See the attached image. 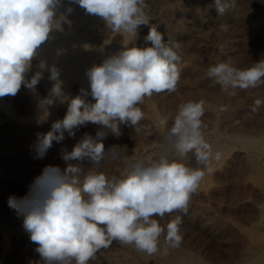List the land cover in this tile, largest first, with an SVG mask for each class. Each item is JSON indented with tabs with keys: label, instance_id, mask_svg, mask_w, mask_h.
<instances>
[{
	"label": "clouds",
	"instance_id": "clouds-1",
	"mask_svg": "<svg viewBox=\"0 0 264 264\" xmlns=\"http://www.w3.org/2000/svg\"><path fill=\"white\" fill-rule=\"evenodd\" d=\"M71 3L100 17L113 33L128 34L133 40L87 71L90 92L81 89V95L66 96L58 69L55 66L49 69V79L55 83L41 103L47 113L59 100L67 103V111L63 119L52 123L47 133L37 134L36 159L44 158L54 141H63L65 133L74 137L88 123L109 129L116 137L122 134L120 124L139 131L140 121L145 118L139 105L154 95L177 92L181 79L182 43L165 40L157 26L151 25L144 38L150 46L128 47L137 37L139 27L150 24L147 0H71ZM235 3L236 0H214L212 7L223 16ZM61 4L62 0H0V97L15 96L22 85L35 89L42 79V72L35 73L30 80L26 74L40 46L66 19L63 14L56 15ZM219 28L228 31L227 24ZM41 67L45 65L42 63ZM207 76L222 91L234 96L237 88L264 85V60L245 68L222 61L210 66ZM88 95L94 102L85 100ZM262 105L264 100L256 99L251 113H257ZM204 112L202 100L180 104L164 135L165 148L159 158L138 161L119 176L109 177L95 167L85 173L80 163H70L87 160L99 166L109 157L120 158L117 151L120 147L105 149V131H97L95 137L85 133L71 152L62 153L66 162L63 170L45 166L25 196H10L8 206L23 217V227L37 245L35 250L43 264H89L114 241L149 256L160 251L161 236L169 248H179L183 242L182 216H175L166 225H161L157 217L163 220L174 212L187 215L192 196L206 173L213 170L212 162L222 158V153L214 151L206 139ZM147 134H151V129H147ZM189 153L195 157V167L185 163Z\"/></svg>",
	"mask_w": 264,
	"mask_h": 264
},
{
	"label": "bare ground",
	"instance_id": "bare-ground-1",
	"mask_svg": "<svg viewBox=\"0 0 264 264\" xmlns=\"http://www.w3.org/2000/svg\"><path fill=\"white\" fill-rule=\"evenodd\" d=\"M186 1L191 2L190 5L188 4V6L190 7L186 6L185 4ZM249 1L251 2V0ZM62 4L57 9V12H56L57 17L60 16L61 14L66 16L68 13H72L73 10L71 12L67 11L69 7L74 9V7L70 6L68 2H67V5L66 4L62 5ZM213 4H214V0H175L174 4H167L165 7H162L163 9L162 8L160 9V12L171 15L170 20H169L170 24L165 25V23L162 22L165 26H162V27L159 26V28L161 27L160 32L163 35H168V36L170 35L174 36V34L181 35V37L187 36L188 40H186L184 45H182V50H183L182 62L179 65V67L181 68V79L178 84L177 92L172 93V94H167V93L158 94V95H154L151 98H146L144 103L142 105H139L142 111L145 113V118L142 121H140L139 126H141L142 129L146 128L144 129V131H147V129H151L152 131L151 133H153L156 138L160 140H164V135L166 133V130L170 128L171 124L174 122V118L177 115L179 105L182 103H185L184 102L185 98H187L188 96H191V94H194L197 96V101L195 100L196 98H194V100L196 102H199L201 100L204 101L205 111L211 114V118L209 119L207 123L208 129L206 128L208 131L214 132L218 130V127L221 123V119L222 121L224 120L223 117L225 118V121L230 126L238 125L237 127L240 126L243 128L241 132L236 134L237 137H235L240 143V147H241L240 153L239 152L237 153L236 151L235 153V155L237 154L236 156H234V154H233L234 157L232 156V154L230 156V153L233 149V148L231 149V147L226 148L220 144H211L214 151H219L222 153V158L218 162L217 161L212 162L213 170L210 173H206L204 179L202 180L199 186L197 193L192 196V199L189 204V210L186 216L193 219L196 224H199L201 227H204L206 230L213 233L216 236V238L218 237L220 238V236L222 238L225 236V234H229V236H231V239H234L233 237L237 236V234H238V237L242 238L241 240L243 244L241 245V248H242L241 252L238 249H236L240 252V255L238 254L239 257L236 260H234V262L230 261L232 264H264V159H260L259 156L257 155L258 150H264V105L260 107L257 113H251L250 111H249L250 113L246 112L249 108L252 107L256 99L262 100V93L264 92L263 91L264 85L257 87V88H248V89L237 88L234 90L236 93L234 96L229 95L228 93L221 90V86L219 84L215 83L212 78H209L207 76V70L210 66L207 67L206 63H205L206 67L203 66L201 62L202 63L204 62L200 61L201 57L198 55L199 51L210 48L211 46L210 41L211 39L215 38V35L217 32H218L217 38L214 41L215 43L213 42L212 47L216 48L219 51V53L222 52L225 55L226 54L229 55V53H233L234 50H236L240 41H243V40L245 41L244 39L245 36H241V34L243 35V31L241 30H244V32L245 31L249 32L250 35H254L255 37L259 35L261 32H263L262 30L264 29V22L262 21V18L264 16V12H263L264 9H260L258 7H254V8L251 7L252 9L250 10L249 8H247V6L243 2H241V0H236V3H235L236 9L231 8L223 16H220L217 10L214 7H212ZM154 6L156 7V6H161V5H154ZM175 6L177 7L176 9L177 12H174ZM259 7H261V5ZM78 8L81 11L84 10L80 6ZM75 11H74L75 15L78 14ZM156 11L158 10H155V14H156ZM86 15L92 18H95V17L98 18V16H95V15H91L87 13ZM158 15H160V18H161L162 14H158ZM158 15L150 16L151 21L149 25L140 26V28L138 29L137 37L134 39L132 43L128 45V47L133 46V44L137 47L150 46V42H146L144 38L148 34L149 27L152 25L151 23L160 21L158 18ZM163 19H165V17ZM67 20L65 19V21ZM221 24H227L228 31L226 32L221 31L219 28ZM71 27L73 28V25ZM71 27L69 25V28ZM106 28L107 27L105 26V29ZM159 28H157V30ZM87 30L85 29L84 32L89 33ZM212 30H216L214 31L215 33ZM70 33L71 31L69 32V34ZM87 33H85V35ZM61 34L63 36V33ZM79 34L80 35H76V36L73 35L72 37H70L71 38L70 41H67L64 39H59V40L56 39L58 37H56V35L52 31L50 33L49 39L46 42H44L38 49L37 55L32 60L31 68L26 75L32 76L37 72H42L43 74H45L46 83L43 86L44 92L39 91L41 89H37V88L28 89L23 85L21 86L23 90L22 91L23 94L27 95L26 98H27L28 105H26L27 115H25L27 117H19L18 119L7 122L5 120V117L8 116L6 114V110L7 109L9 110L10 104H8L5 101V99L3 100V97H0V145H8L9 143L14 144V148L5 147V148L0 149V164L6 167V171H7V172L4 171V174L2 175V179L0 180V186L2 183H4V181L8 177L12 178L13 175H17L19 173V172H14L15 170L12 171L14 168L11 170L9 166L14 161V159L15 160L17 159L18 161V159L23 158L28 164V167H27L28 172L26 169L24 170L27 172L26 173L27 178H25L27 179L25 186L27 190L29 191L30 185L35 180V178L38 177L37 174H39V172H41L45 168V166H48V165L56 166L58 163H60L62 167L61 170H63L66 167V162L62 159V153L64 151H68L71 146H74L76 143H78L83 138L84 133L80 132V129L89 127L93 129H100L103 131L109 130V129H103L102 126L100 125L88 123L86 126L80 127L79 130L76 131V135L74 137H69L68 134L65 133V139L63 141H61L60 143H56L54 141L52 147L48 150L44 158L42 159L34 158L35 157L34 145L37 141V134L47 133L51 129L52 123L55 122L54 120L57 119L56 114L54 115L56 116L54 120H51L50 118V116H52L54 113V109L55 108L60 109L63 116H65L66 111H67V103H62L59 100H56L55 104L47 109V113H48L47 114L43 103H41L45 97L49 96L50 90L53 84L55 83L54 81H51L49 79V76H50L49 69L52 66H55L58 69L59 74H60L59 80L62 81L63 92L66 96L75 97L77 95H81V89H85L90 92V85H89V79L87 76V71L95 65L102 64L104 60H106L107 58H110L111 56L116 55L119 51L123 49L124 44H127L129 41L133 40V37H131L128 34L113 33L111 30L108 33L109 38L106 40H102L100 43H99V40H98V43H95L96 41L95 42L89 41L88 38H86L85 35L82 34V32H79ZM114 34L115 36L118 35L119 37L122 38V44L120 46H115L109 41L110 37ZM249 39H251L250 36H249ZM258 40L259 39H257L256 42ZM248 41L246 45H248ZM249 42L252 44L251 41ZM246 45H242V46H246ZM250 48H254V47H250ZM262 49H264V46L262 47ZM249 50H252V49H249ZM244 51H241L240 49V52H244ZM252 51H254V49ZM255 52H253V54ZM219 53H218L217 59L216 58L214 59V64L212 62L213 65L223 61V59L222 60L219 59ZM205 55L206 53L204 54V57ZM242 55L243 53L241 54V56ZM256 55L255 57H257ZM220 56L223 57L224 55L223 56L220 55ZM230 56L232 55H229L228 59ZM236 59H234L235 62L237 61ZM259 59L264 60V52H262V55ZM230 60H233V59H230ZM42 63L45 65V67L43 68L41 67ZM241 63H244V62H241ZM233 65L238 67L237 63L233 62ZM246 66L244 65V67ZM206 81L207 83L209 82L210 84L209 85L210 88H208L209 90H204L202 88V85L204 84V82L206 83ZM84 98L87 102H94L90 95ZM159 100H161L162 103L170 102L171 104L169 103V106L170 105L173 106V103L175 102V105H176L175 108L172 107L170 109V110H173L174 108L173 112L169 113L170 110L167 111L168 113L161 112L156 106V102ZM221 107H225L226 110L221 111L220 110ZM247 107L249 108L245 110ZM38 115L40 116L39 118L36 117ZM162 120L166 121V124L162 125L161 124ZM121 125L127 126L128 132L127 131L123 132V134H127V135L123 136L125 137L124 140L122 141V143H119V144H122L120 148L117 149V151L120 154L119 159L113 160L111 159V157H109L108 159L102 161L99 166H93L92 163L87 160L83 162L71 161L70 163H73V164L80 163V166L85 173L89 169L95 167L96 171L104 172L106 175L111 177V176H119L121 171H123L125 168L130 167L133 163H136L138 161L147 162L150 159L159 158L162 152L157 153V150H156L157 154L152 155L151 157H147L148 156L147 154L146 156L147 158L143 159L142 157V159H137L139 157L138 156L136 158L135 156V153H137L136 152L137 147L138 145L143 143L145 138L143 137L144 139L142 140V136H140L141 130L137 131L132 126H129L126 124H121ZM127 127H124V128L127 129ZM144 131L143 133H141V135L147 133ZM192 159L194 160L195 157L192 153H189L188 157L185 159V163H189ZM55 161L58 162L56 163V165H55ZM190 164H192L193 167L196 166L195 161L192 163L190 162ZM234 173H236L235 176L237 174L242 175V179L244 183L247 184L249 187V188H246L244 186V188L248 189V191H245V192H248V195H242L241 193H243L244 191L241 193L237 191V193L239 192V194H236L235 192V195H232V198L230 200L228 197H231V196H228L227 194L229 193V191L231 192L229 194H232V192L235 191V189L237 188L238 183L240 185V181L237 182L236 179H233V181L225 182V180L227 179L228 175L230 176ZM20 175H23V174H20ZM230 178H228V180ZM240 186L238 187L239 190L241 188ZM240 195H242L243 197H240ZM254 197L256 199H254ZM247 204H250V205L253 204V207H255V210H256L255 216H253V218H251L250 221L248 219V221L250 222L249 224L248 223L242 224V225L238 224L237 221H235L233 218L228 216L229 214L227 216L223 214L222 210L224 209L228 211V210H232V208L235 209L241 206L244 208V205H247ZM175 216H176V212L170 215H166L163 220H160L159 217H157V219L161 225H166V223L174 219ZM182 228L184 227L182 226ZM3 229L2 231H4ZM2 231H0V264H9V263L10 264H43L40 256L36 254L35 256L29 255V253L27 252V248L29 247L28 246L29 243L27 242L30 241L29 239L30 236L26 231L25 232L23 231L24 233L21 236L20 235L17 236L18 235L17 233H20V232H17L16 233L17 235L12 236V239L10 238L8 234L10 233V231L7 234ZM181 233H182V229H181ZM197 233L199 234V232ZM234 233H237V234L233 236ZM197 238L198 237H196V239ZM19 239H20L21 244H19V246L16 247L15 245H13L14 243L13 241L19 240ZM237 240H239V238ZM183 241H184V237H183ZM226 243H229V242H226ZM233 243L236 245L235 240ZM15 244L17 243L15 242ZM189 244H184L182 242L179 248H175V249L169 248L167 244L164 242V237L161 236L160 251L155 255L149 256L145 253L138 252L133 246H122L118 242L114 241L113 244L109 248L102 249L100 252H98L95 259H99V260L101 259V260L110 261V262H114V261L120 262L121 260L125 258H129L133 256L134 258H136L139 264H143V262H149V264L150 263L151 264H203L202 259L194 253V251L190 248ZM234 244H233V247L235 246ZM221 246H224V245H221ZM227 247L228 246H226V248ZM234 248L232 249L234 250ZM14 250H16V252ZM234 251L232 253H234Z\"/></svg>",
	"mask_w": 264,
	"mask_h": 264
},
{
	"label": "rangeland",
	"instance_id": "rangeland-1",
	"mask_svg": "<svg viewBox=\"0 0 264 264\" xmlns=\"http://www.w3.org/2000/svg\"><path fill=\"white\" fill-rule=\"evenodd\" d=\"M157 1V2H156ZM249 0H244V1H242L241 0V2H243L246 6H247V8H249L250 10L252 9V8H254V7H258V8H260V9H264V0H251V2L249 1ZM261 1H263V2H261ZM67 2H68V4L70 5V6H72V7H74V9H72L73 11H72V13H68L65 17H66V20L67 21H62L61 22V24L62 25H60V27L58 28V29H54L53 30V32H54V34L56 35V37H58V38H56V39H64V40H67V41H70V37H72L73 35L74 36H76V35H80L79 34V32H82V34H84L85 35V33H87V32H84V30L86 29H88L87 31L90 33V35H89V33H87L86 35H85V37L86 38H88V40L89 41H91V42H95V43H98V40H99V43L102 41V40H106V39H108L109 37H108V33H109V31H110V29H109V31H108V28H106L105 29V24L103 23L104 21L101 19L100 20V17H95V18H92V17H90V16H87L86 15V13H85V11L84 10H80L78 7H79V5H77V4H74V3H71V0L70 1H68V0H62V3L65 5H67ZM149 2H150V4H149ZM164 3V4H163ZM175 3V0H147V4H148V15L149 16H153V15H158V14H162V16H161V18H160V15H158V18H159V22H152L151 24L152 25H155V26H157V28H159V26H165V25H168V24H170V17H171V15L170 14H166V13H162V12H160V9L162 8V7H165L167 4H174ZM249 3H251V4H249ZM258 3V4H257ZM62 4V5H63ZM185 4H186V6H188V4L190 5L191 4V2L190 1H186L185 2ZM253 4V5H252ZM76 5V6H75ZM154 5H161V6H154ZM256 5V6H255ZM258 5V6H257ZM261 5V7H259ZM242 6H244V5H242ZM188 7H190V6H188ZM252 7V8H251ZM157 8V9H156ZM163 9V8H162ZM176 9H177V7L175 6V11L174 12H177L176 11ZM232 9H236L235 7L234 8H232ZM76 10V11H75ZM155 10H158V11H156V14H155ZM74 11L76 12V13H78V14H76L75 15V13H74ZM78 11V12H77ZM80 11V12H79ZM151 11V12H150ZM264 12V11H263ZM81 13V14H80ZM151 13V14H150ZM152 13H154V14H152ZM72 14V15H71ZM69 15V16H68ZM167 15V16H166ZM67 16H68V18H67ZM82 16H83V18H85V16H86V18L85 19H83L82 18ZM81 17V18H80ZM88 17V18H87ZM165 17V19H163ZM71 18V19H70ZM169 18V19H168ZM77 19V20H76ZM80 19H81V21H80ZM166 19H168V20H166ZM70 20V21H69ZM74 20V21H73ZM84 20V21H83ZM85 20H87V21H85ZM95 20V21H94ZM163 20V21H162ZM166 22H165V21ZM78 21V22H77ZM169 21V22H168ZM262 21L264 22V16H263V18H262ZM66 22V23H65ZM73 22H75V23H73ZM82 22V23H81ZM95 22H97V23H95ZM165 23V25L163 24V23ZM91 23H93V24H91ZM163 25H162V24ZM66 24V25H65ZM68 24V25H67ZM89 24H90V26H89ZM95 24V25H94ZM100 24V25H99ZM69 25H70V27L73 25V28H74V30H73V28L71 27V28H69ZM74 25H76V26H74ZM88 25V26H87ZM92 25V26H91ZM105 25V26H104ZM67 28H66V27ZM87 26V27H86ZM160 27V28H161ZM66 28V29H65ZM76 28V29H75ZM81 28V29H80ZM83 28H85V29H83ZM140 28V27H139ZM160 28L158 29V31H160ZM63 29V30H62ZM70 29V30H69ZM78 29V30H77ZM104 29H105V31H104ZM69 30V31H68ZM73 30V31H72ZM67 31H68V33H67ZM71 31V33L69 34V32ZM92 31V32H91ZM213 32L214 31H216V30H212ZM241 31H243V35L241 34V36H245L244 37V39H245V41L243 40V41H240V43L238 44V46H237V48H236V50H234V52H235V54H234V52L233 53H229V55H232V56H230L229 57V59H228V56L229 55H225L224 53H219V51L216 49V48H214V47H212V45H213V42L216 40V38H217V33H216V35H215V38L214 39H211V41H210V48H208V49H205V50H202V51H199V56L201 57L200 58V61H203L204 63H202L201 62V64H203V66H205L206 64V66L207 67H209V66H211V65H213L214 64V59L216 58L217 59V57H218V53H219V59H223V61H225V60H227V61H229V62H231L232 64H233V62L234 63H237L238 65V67H240V68H245L244 67V65L246 66V64H247V66L246 67H248V66H250L252 63H254V61L255 62H258V61H260L261 59H259L260 57H261V55H262V52H264V49H262V47L264 46V29L262 30L263 32H261L259 35H257L256 37L254 36V35H250V33L249 32H244V30H241ZM57 32V33H56ZM61 33H63V36H62V34ZM93 33V34H92ZM215 33V32H214ZM247 33V34H246ZM66 34V35H65ZM69 36H68V35ZM59 35V36H58ZM177 35V36H176ZM97 36V37H96ZM117 36V37H116ZM115 36V34L114 35H112L111 37H110V39H109V41L112 43V44H114L115 46H120L121 44H122V38L121 37H119L118 35H116ZM166 36V37H165ZM167 36L168 35H164V39H172L173 37V40H178V41H180L181 43H182V45H184V43L186 42V40H188L187 39V36H182L181 37V35H178V34H174V36L173 35H170V36H168V38H167ZM248 36V37H247ZM249 36H250V38L251 39H249ZM66 37V38H65ZM69 39H68V38ZM90 37V38H89ZM101 37V38H100ZM116 37V38H115ZM180 37V38H179ZM260 37V38H259ZM263 37V38H262ZM100 38V39H99ZM113 38H115V39H117V40H115V39H113ZM255 38V39H254ZM257 39H259L257 42H256V40ZM251 41L252 42V44L249 42V41ZM253 40V41H252ZM116 41H117V43H116ZM247 41H248V45H246V43H247ZM262 41V42H261ZM115 42V43H114ZM253 42H254V44H253ZM256 42V43H255ZM215 43V42H214ZM244 43V44H243ZM251 45H250V44ZM242 45H246V46H242ZM256 45V46H255ZM242 46V47H241ZM262 46V47H261ZM240 47V48H239ZM245 47V48H244ZM250 47H254V48H250ZM258 47H260V48H258ZM212 48V49H211ZM255 48H257V49H255ZM216 49V50H215ZM240 49H241V51H244V52H240ZM244 49V50H243ZM247 49V50H246ZM249 49H254V51H252V50H249ZM261 49V50H260ZM214 50V51H213ZM257 50H258V52H257ZM263 50V51H262ZM208 51V52H207ZM212 51V52H211ZM216 51V52H215ZM237 51H239V52H237ZM257 53H256V52ZM196 52H197V50H196ZM202 53V55H201V53ZM218 52V53H217ZM253 52H255L254 54H253ZM206 53V55H205V57H204V54ZM210 53V54H209ZM213 53H214V55H213ZM239 53V54H238ZM243 53V55L241 56V54ZM249 54V55H247V54ZM238 54V55H237ZM246 56H245V55ZM220 55H224L223 57H221ZM255 55L257 56V57H255ZM213 56H215V57H213ZM225 56H227V57H225ZM239 57V58H238ZM247 57V58H246ZM206 58V59H205ZM226 58V59H225ZM236 58H238V59H236ZM243 58H244V60H243ZM246 58V59H245ZM254 58V59H253ZM230 59H233V60H230ZM234 59H236L237 61L235 62V60ZM248 59H249V61H248ZM255 59H257V60H255ZM213 60V61H212ZM243 60V61H242ZM239 61H240V63H239ZM253 61V62H252ZM212 62H213V64H212ZM241 62H244V63H241ZM252 62V63H251ZM206 63V64H205ZM209 64V65H208ZM243 64V65H242ZM205 66V67H206ZM243 66V67H242ZM43 74V73H42ZM32 75V74H31ZM33 76V75H32ZM32 76H30V75H26V77H28V78H26V79H31V77ZM43 79H41L39 82L41 83H38L37 84V86L35 87V88H37V89H41V90H39V91H43L44 92V84L46 83L45 82V80H46V78H45V74H43V77H42ZM45 78V79H44ZM29 79V80H30ZM209 82L207 83V81H206V83L204 82V84L202 85V88L204 89V90H209L208 88H210L209 87ZM41 87V88H40ZM23 90H22V88L19 90V92L15 95V96H6V97H3V100L5 99V101L8 103V104H10L9 106H10V108H9V110L7 111L6 110V114L8 115V116H6L5 117V120L7 121V122H9V121H12V120H15V119H18L19 117H27V116H25V115H27V108H26V105H28V103H27V98H26V96L27 95H25V94H23V92H22ZM263 91H264V88H263ZM20 93V94H19ZM24 95V96H23ZM194 94H191V96H188L187 98H185V101L184 102H187V101H197V96L196 95H194ZM264 92L262 93V100H264ZM193 96V97H192ZM22 97V98H21ZM189 97H190V99H192V100H190L189 99ZM21 98V99H20ZM194 98H196L195 100H194ZM188 99V100H187ZM172 102V101H171ZM16 103V104H15ZM170 103V102H169ZM169 103H167V102H165V103H162V101L161 100H159V101H157L156 102V106H157V108L161 111V112H163V113H168L167 111L168 110H170L172 107H174L175 108V102L173 103V106L172 105H170L169 106ZM166 104V105H165ZM171 104V103H170ZM25 106V107H24ZM168 106V107H167ZM18 107V108H17ZM21 107V108H20ZM167 107V108H166ZM13 108V109H12ZM174 108H173V110H174ZM249 107H247L245 110H247ZM162 109V110H161ZM16 110V111H15ZM173 110H170L169 111V113L170 112H173ZM251 112V108H249L246 112L248 113V112ZM56 112V113H55ZM249 112V113H250ZM11 113V114H10ZM9 114H10V116H9ZM57 115V119H55V117L56 116H54V115ZM62 115V116H61ZM210 116V117H209ZM10 119H8V118ZM36 117H40L39 115L38 116H36ZM63 114L61 113V111H60V109H58V108H55L54 109V113H53V115L52 116H50V118H51V120H54V121H57V120H60V119H63ZM7 118V119H6ZM12 118V119H11ZM34 118V117H33ZM211 118V114L209 113V112H207V111H205L204 112V116L202 117V119H203V121H204V123H205V125L207 126V123H208V121H209V119ZM223 121H222V119H221V123H220V125H219V127H218V130H216V131H208L207 129H208V126L206 127L207 129H206V139L208 140V142H211L210 144H220V145H222V146H224V147H226V148H228V147H231V149H232V151L234 152H232L231 151V153H230V156H231V154H232V156H233V154H234V156H236L235 155V153H236V151H237V153L239 152L240 153V149H241V147H240V143L238 142V140L235 138V137H237V135L236 134H238L239 132H241L242 130H243V128L242 127H237V126H230L226 121H225V118L223 117ZM172 125V124H171ZM124 127H127V126H124V125H121L120 124V126H119V128H120V130L122 129V131H121V135L119 136V137H116L112 132H111V130H106L105 132L107 133V135H106V138L104 139V141H103V143H104V145H105V149L107 150L108 148H110L111 146H118V147H120L122 144H119V143H122V141L124 140V138L125 137H123V136H125V135H127V134H123V132H128V127H127V129H125ZM140 127V130H141V132H140V136H142V140L144 139V141H143V143L142 144H140V145H138V147H137V150H136V152L137 153H135V156H136V158L137 159H142V157H143V159L144 158H147V157H151L152 155H155V154H157V153H159V152H163V150H164V148H165V145H164V140H160V139H158V138H156L155 136H154V134L153 133H151L150 135L149 134H147V133H145V134H142L141 135V133H143V131H144V129H146V128H143L142 129V127L141 126H139ZM225 129V130H224ZM88 130V131H87ZM96 130H98V131H100V129H93V128H89V127H85V128H83V129H80V132H82V133H88V134H90V135H92L93 137H95L96 136V133H97V131ZM235 131V132H234ZM144 132H147V131H144ZM152 132V131H151ZM153 134V135H152ZM111 135H113V136H111ZM143 135H145V136H143ZM218 135V136H217ZM234 137H233V136ZM144 137V138H143ZM147 137V138H146ZM150 137V138H149ZM154 137V138H153ZM222 137V138H221ZM152 138V139H151ZM217 138V139H216ZM219 139V140H218ZM156 140V141H155ZM117 141V142H116ZM119 141V142H118ZM213 141H215V142H213ZM116 142V143H115ZM238 142V143H237ZM12 144V143H11ZM10 143L8 144V145H0V149H2V148H5V147H10V148H14V144H12L11 145ZM111 144V145H110ZM235 144V145H234ZM142 145V146H141ZM150 145V146H149ZM148 146V147H147ZM73 147L74 146H71L70 147V149L67 151V152H71L72 151V149H73ZM240 147V148H239ZM139 148V149H138ZM144 148V149H143ZM160 149V150H159ZM163 149V150H162ZM149 150V151H148ZM155 150V151H154ZM156 150H157V153H156ZM151 152H153V153H151ZM257 155L259 156V158L260 159H264V150H258L257 151ZM259 153H261V154H259ZM147 154H148V156H147ZM151 154V155H150ZM147 156V157H146ZM233 156V157H234ZM195 161V159L193 160H191L190 162L192 163V162H194ZM15 164H14V163ZM11 164H10V166H9V168L12 170L13 168V170L12 171H14V172H19L17 175H13V177L12 178H10V177H8V178H10V179H6L5 181H4V183H2L1 184V186H0V231H2V229L4 230V231H2V232H5L6 234L10 231V233H8L9 234V236H10V238L12 239V236H14V235H17V236H21L24 232H25V230H24V228H23V217H21V216H18L17 214H16V212H15V210H13V209H10L9 208V206H8V199H9V197L10 196H16L17 198H21V197H23V196H25L26 195V193H28V190H27V188H26V186H25V184H26V180L27 179H25V178H27V175H26V173L28 172V169H27V167H28V164L26 163V161H25V159H18V161H17V159L15 160L14 159V161H13ZM22 162V163H21ZM190 162L189 163H187V164H189L190 166H192V164H190ZM56 163H58L57 161H55V165H56ZM134 164V163H133ZM1 166H0V180L2 179V175L4 174V171L5 172H7L6 171V167H4V166H2V164H0ZM56 166H58V167H60V168H62L61 167V164L60 163H58ZM17 167H19V168H17ZM17 169H19V170H17ZM24 169H26L27 170V172L24 170ZM21 171H22V173H21ZM236 172V171H235ZM42 173V171L41 172H39V174H37V176H40V174ZM20 174H23V175H20ZM235 174L236 173H234V174H232V175H228V177H227V179L225 180V182H230V181H233V179H236L237 180V182H239L240 181V185H239V183H238V185H237V188L235 189V191H233L232 192V194H229V193H231L230 191H229V193L227 194L228 196H231V197H228L230 200H231V198H232V195H235V192H236V194H239V192L241 193V192H245V191H248V189H246V188H249L248 187V185L247 184H245L244 183V181H243V179H242V175L240 174H237L236 176H235ZM26 175V176H25ZM240 176V178H239V176ZM21 176H23V177H21ZM20 177V178H19ZM230 177H232V178H230ZM22 178H24L25 179V181H24V179H22ZM228 178H230L229 180H228ZM239 179V180H238ZM17 180V181H16ZM241 180H242V182H241ZM6 183V184H5ZM13 183V184H12ZM16 186V187H15ZM18 186H20V187H18ZM241 187L240 188V190H239V188L238 187ZM244 186L246 187V188H244ZM3 187V188H2ZM19 188V189H18ZM237 191H239L238 193H237ZM241 193L242 195H248V192H245V193ZM5 194V195H4ZM7 194V195H6ZM8 195H10V196H8ZM242 195H240V197H243ZM228 199V200H229ZM254 199H256L255 197H254ZM7 200V201H6ZM229 200V201H230ZM251 204V203H250ZM250 204H247V205H244V208L241 206V207H238V208H232V210H226V209H224V210H222L223 211V214L224 215H228V216H230L231 218H233L235 221H237V223L238 224H249L250 222V220H251V218H253V216H255V214H256V210H255V207H253V204L252 205H250ZM251 206V207H250ZM4 207V208H3ZM250 207V208H249ZM3 208V209H2ZM250 209V210H249ZM237 210V211H236ZM248 210V211H247ZM252 210V211H251ZM5 211H6V213H5ZM222 211H221V213H222ZM243 211V212H242ZM250 211V212H249ZM226 212V213H225ZM235 212V213H234ZM252 212V213H251ZM3 213V214H2ZM238 213V214H237ZM249 213V214H248ZM254 213V214H253ZM236 214V215H235ZM177 215H181L182 216V224H181V229H182V235H183V237H184V241H183V243L184 244H189V243H191V244H189L190 245V248L194 251V253L198 256V257H200L201 259H202V262H203V264H232L231 262H234V260H236L238 257H239V255H240V252H241V245L243 244L242 243V238L241 237H238V234L237 233H234L233 234V236H235L236 234H237V236H235V237H233L234 239H231V236H229V234H225V236L224 237H222L221 238V236H220V238L218 239V238H216V236L213 234V233H211V232H209L208 230H206L204 227H201L199 224H196L195 222H194V220L193 219H191L190 217H187L186 215H184V214H182V213H179V212H176V216ZM242 217V218H241ZM184 218H185V220H184ZM18 219V220H17ZM188 219V220H187ZM244 219V220H243ZM247 219V220H246ZM248 219H249V221H248ZM7 220V221H6ZM21 220V221H20ZM20 221V222H19ZM15 222V223H14ZM186 222V223H185ZM246 222V223H245ZM6 223V224H5ZM20 223V224H19ZM20 228H19V227ZM182 226L184 227V228H182ZM192 226V227H191ZM193 227H195V228H193ZM192 228V229H191ZM8 229V230H7ZM22 229V230H21ZM195 229V230H194ZM199 229H200V231H199ZM7 232H6V231ZM17 230V231H16ZM19 230V231H18ZM187 230H188V232H187ZM193 230V231H192ZM24 231V232H23ZM190 231V232H189ZM202 231V232H201ZM13 232H14V234H13ZM17 232H20V233H17ZM22 232V233H21ZM188 234H187V233ZM197 232H199V234L197 233ZM17 233V234H16ZM186 233V234H185ZM191 233V234H190ZM206 233V234H205ZM185 234V235H184ZM205 234V235H204ZM187 235V236H186ZM189 235V236H188ZM198 235V236H197ZM202 236V237H201ZM205 236V237H204ZM192 237V238H191ZM196 237H198L197 239H196ZM207 238V239H206ZM226 238V239H225ZM227 238H229V239H227ZM239 238V240H237ZM29 239H30V237H29ZM187 239V240H186ZM233 240V241H232ZM234 240H235V243H236V245L233 243L234 242ZM29 241V240H28ZM201 241V242H200ZM240 241V242H239ZM14 243H13V245H15L16 247H18L19 246V244H21V242H20V239L19 240H14L13 241ZM15 242L17 243V244H15ZM226 242H229V243H226ZM27 243H29L28 244V248H27V252L29 253V255H33V256H35V254L36 255H38L39 256V254L36 252V248H37V245L36 244H34V243H32L31 242V240L29 241V242H27ZM237 243H238V245H237ZM216 244V245H215ZM233 244L235 245L234 247H233ZM221 245H226V246H228L227 248H226V246L224 247V246H221ZM231 245V246H230ZM31 246V247H30ZM200 246V247H199ZM231 247V248H230ZM239 247V248H238ZM226 248V249H225ZM232 248H234V250H236V249H238V250H236V251H234ZM33 249V250H32ZM229 249V250H228ZM15 252H16V250H14ZM30 251V252H29ZM234 251V253H232ZM236 252H238V253H236ZM213 253V254H212ZM200 254V255H199ZM232 254V255H231ZM234 254V255H233ZM239 254V255H238ZM238 255V256H237ZM226 256V257H225ZM236 256V257H235ZM132 258V259H131ZM234 258V259H233ZM128 259V260H127ZM130 259V260H129ZM96 260V261H95ZM125 260V261H124ZM127 260V261H126ZM231 261V262H230ZM99 262V263H98ZM127 262V263H126ZM139 264L138 263V261L136 260V258H134L133 256L132 257H129V258H125V259H123V260H121L120 262H117V261H114V262H110V261H105V260H99V259H93V260H91L90 262H89V264ZM229 262V263H228ZM10 264V263H9ZM143 264H149V262H143ZM151 264V263H150Z\"/></svg>",
	"mask_w": 264,
	"mask_h": 264
}]
</instances>
